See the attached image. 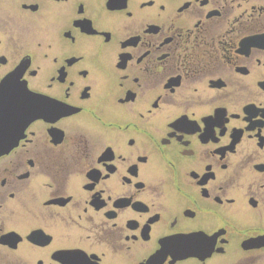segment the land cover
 Instances as JSON below:
<instances>
[{
	"label": "flooded vegetation",
	"instance_id": "obj_1",
	"mask_svg": "<svg viewBox=\"0 0 264 264\" xmlns=\"http://www.w3.org/2000/svg\"><path fill=\"white\" fill-rule=\"evenodd\" d=\"M0 264H264V0H0Z\"/></svg>",
	"mask_w": 264,
	"mask_h": 264
},
{
	"label": "water",
	"instance_id": "obj_2",
	"mask_svg": "<svg viewBox=\"0 0 264 264\" xmlns=\"http://www.w3.org/2000/svg\"><path fill=\"white\" fill-rule=\"evenodd\" d=\"M17 143V142H16Z\"/></svg>",
	"mask_w": 264,
	"mask_h": 264
}]
</instances>
